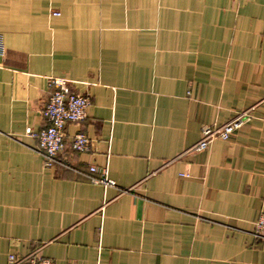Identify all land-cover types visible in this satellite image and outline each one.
<instances>
[{"label": "crops", "instance_id": "0c3cea01", "mask_svg": "<svg viewBox=\"0 0 264 264\" xmlns=\"http://www.w3.org/2000/svg\"><path fill=\"white\" fill-rule=\"evenodd\" d=\"M0 34V264H264V0H0ZM51 77L91 98L66 135L93 143L47 167Z\"/></svg>", "mask_w": 264, "mask_h": 264}, {"label": "built area", "instance_id": "2783aa9c", "mask_svg": "<svg viewBox=\"0 0 264 264\" xmlns=\"http://www.w3.org/2000/svg\"><path fill=\"white\" fill-rule=\"evenodd\" d=\"M59 16L58 12L53 13ZM6 55L3 35L0 34V56ZM48 99L42 108L40 115L44 126L30 135L37 139V151L45 158V165L52 167L61 163L60 156L65 152L67 146L74 153H87L91 151L93 140L85 133L77 132L68 138L66 129L70 124H77L87 119L88 109L91 106V98L73 90L71 83L63 78H49ZM243 115L223 126H206L202 129V139L193 147L195 151L209 148L215 140H229L244 124ZM90 173L94 184L113 186L114 182L108 178L107 170L92 166ZM254 235L257 239L264 241V212L255 223ZM9 264H56L51 259L40 256L33 252L25 258L9 256Z\"/></svg>", "mask_w": 264, "mask_h": 264}]
</instances>
